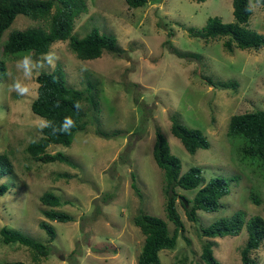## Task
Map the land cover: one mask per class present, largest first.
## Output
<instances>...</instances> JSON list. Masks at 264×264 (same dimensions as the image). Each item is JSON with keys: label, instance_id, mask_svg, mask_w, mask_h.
<instances>
[{"label": "rangeland", "instance_id": "rangeland-1", "mask_svg": "<svg viewBox=\"0 0 264 264\" xmlns=\"http://www.w3.org/2000/svg\"><path fill=\"white\" fill-rule=\"evenodd\" d=\"M85 2L87 8L75 18L73 34L80 37L97 28L113 34L122 50L103 49L97 57L82 59L68 39H57L43 54L4 53L3 41L10 29L46 22L22 13L0 36V59L5 65L0 79V152L8 153L16 173L0 176V184L6 186L0 193V228H18L45 243L48 251L35 259L29 246L5 243L0 234V262L138 264L144 234L134 215L146 211L165 219L170 231L174 228L164 207L163 170L152 154L159 127L179 158L180 173L198 166L201 184L215 176L228 182V193L219 198L221 205L213 211L197 209L195 219L188 218L180 200L187 197L189 206L198 186L175 187L183 229L178 230L174 247L159 251L161 264H203L199 258L206 238L203 226L236 211L245 212L246 218L264 217L261 162L257 157L241 158L237 150L241 137L227 135L231 114L264 108V45L259 49L233 46L229 51L223 45L227 36L205 41L190 34L188 26L200 27L209 16L234 20L232 0H147L137 7H128L125 0ZM250 4L248 26L264 33V5L258 0ZM171 45L188 55H177ZM26 56L31 60L30 74L21 65ZM53 70H60L65 83L74 88L85 89L91 80L90 93L96 92L97 108L83 100L85 126L76 131L72 142L47 147L50 152L64 151L73 163L43 162L25 149L41 135L44 123L31 109L36 76ZM219 80L236 81V85L214 83ZM16 83L28 92L12 90ZM172 116L200 129L209 146L189 152L171 131ZM97 128L108 135H99ZM45 190L60 196L61 204L55 208L69 212L72 219L44 216L42 208L49 205L39 195ZM254 195L258 203L251 198ZM40 219L54 226L53 239L39 226ZM246 237L243 225L238 234L213 238V253L221 264H243L240 248ZM251 256L255 264H264V240Z\"/></svg>", "mask_w": 264, "mask_h": 264}, {"label": "trees", "instance_id": "trees-1", "mask_svg": "<svg viewBox=\"0 0 264 264\" xmlns=\"http://www.w3.org/2000/svg\"><path fill=\"white\" fill-rule=\"evenodd\" d=\"M128 7H137L147 0H125ZM203 1V0H196ZM264 5V0H258ZM87 8L85 0H0V36L11 25L18 13L31 18L44 19V25L29 26L26 28H13L7 33L3 41L2 50L4 53H15L20 51L31 52L32 54H43L48 51L50 44L57 39H68L70 48L75 54L82 58L97 57L103 49L120 51L116 37L110 33L99 32L97 28L91 29L83 36L73 34L75 18ZM232 13L234 20L223 21L219 16H209L206 23L200 27L188 26L191 35L199 36L205 41L227 36L223 45L227 50L232 51L233 46L259 49L264 45V33L248 26L252 13L250 0H232ZM168 40H166L167 42ZM172 50L180 56L188 55L187 51L180 50L171 45ZM5 73L3 59H0V79ZM210 82L212 81L209 78ZM36 96L31 101V109L34 113L44 118L41 126V135L30 140L26 151L35 159L43 162L49 161H70V158L62 150L50 152L47 147L51 143L69 145L76 131L85 126V110L83 100L87 99L97 108L95 91L90 93L94 85L91 80L85 89L74 88L67 85L60 70L41 71L36 76ZM220 86H234L236 81L219 80ZM85 90V92H84ZM79 102L80 108L74 105ZM70 117L74 121V127L66 134L59 129L65 120ZM171 131L176 135L189 152H194L199 147H208L209 141L206 135L196 127H190L178 121L172 116ZM99 135H108L102 129L97 128ZM113 131V135L117 134ZM227 135L230 138L241 137L237 144V150L241 158L257 157L264 170V108L247 110L231 114L227 127ZM112 136V135H109ZM152 154L157 165L163 170L164 184L163 192L166 196L165 212L168 220L174 224L170 231L168 223L162 217L140 210L134 215V223L144 234L143 243L138 253V264H161L159 251L164 248H172L176 244L178 230L183 229V222L176 206V186L183 188H194L198 186L191 204L188 206L181 198L188 218H196V210L204 209L213 211L221 205L219 198L228 193V182L224 177L215 176L209 178L205 183L198 166H191L185 172L180 173L179 158L169 148L168 141L160 128L156 129V139L153 144ZM14 174L13 162L6 152H0V176ZM133 178L136 176L132 174ZM132 185L136 187L134 181ZM6 189L0 184V193ZM252 195V194H250ZM189 202L188 198L185 197ZM255 202L259 198L251 196ZM43 204L49 205L42 208V213L49 219L66 221L72 219V215L55 206L61 204V198L51 190H45L39 195ZM39 226L44 228L50 239L55 236L54 226L46 219H40ZM245 225L247 237L240 248V257L243 264H255L251 251L256 249L264 240V217L260 214H253L246 218L245 212L236 211L230 216H222L201 228L202 235L206 238L201 245L199 258L203 264H221L213 253V238L217 235L238 234ZM3 242L18 241L29 246L33 250V257L38 259L41 255H47L46 244L34 239L31 235L18 228H11L3 225L0 228ZM0 264H27L23 260H2Z\"/></svg>", "mask_w": 264, "mask_h": 264}, {"label": "clouds", "instance_id": "clouds-1", "mask_svg": "<svg viewBox=\"0 0 264 264\" xmlns=\"http://www.w3.org/2000/svg\"><path fill=\"white\" fill-rule=\"evenodd\" d=\"M30 62V57L27 56L24 57L23 61L21 62V65L24 67L26 74H30ZM49 62L51 63V57H49ZM12 90L17 91L19 94L28 92V89L26 87H22L19 83L14 84L12 86ZM74 107L76 109H79V102H77ZM72 127H74V121L70 117H65V120L63 121L61 127L59 129H54V131H60L69 134Z\"/></svg>", "mask_w": 264, "mask_h": 264}, {"label": "water", "instance_id": "water-1", "mask_svg": "<svg viewBox=\"0 0 264 264\" xmlns=\"http://www.w3.org/2000/svg\"><path fill=\"white\" fill-rule=\"evenodd\" d=\"M181 198L184 200L185 204H187V200L185 197L181 196Z\"/></svg>", "mask_w": 264, "mask_h": 264}]
</instances>
